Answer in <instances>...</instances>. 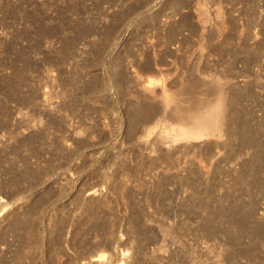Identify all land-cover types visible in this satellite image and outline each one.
I'll return each instance as SVG.
<instances>
[{"label":"rangeland","instance_id":"obj_1","mask_svg":"<svg viewBox=\"0 0 264 264\" xmlns=\"http://www.w3.org/2000/svg\"><path fill=\"white\" fill-rule=\"evenodd\" d=\"M0 198V264H264V0H0Z\"/></svg>","mask_w":264,"mask_h":264},{"label":"bare ground","instance_id":"obj_2","mask_svg":"<svg viewBox=\"0 0 264 264\" xmlns=\"http://www.w3.org/2000/svg\"><path fill=\"white\" fill-rule=\"evenodd\" d=\"M187 83V82H186ZM154 86V85H153ZM152 83H149L145 89L149 92H155ZM198 85L188 84L187 86L180 87L179 91H172L166 84H164L161 88L162 91V99L165 102L166 106H173L174 111L173 115L177 120L183 119L185 117H189L191 119H196L198 121L196 127L187 128L184 125H178L177 128H170V130H166L164 135L171 140V142H178L182 140H202L205 137H217L222 136L224 133L228 132L230 126L232 125V113L230 111V102L232 101V97H230L227 90H219L218 91V99L213 101H208V106L204 108V112L206 114V120L214 121L213 123H209L208 129L205 128L204 124L201 123L202 120L196 116V114H192L190 111H186L181 107V103L187 98L188 94H192L198 89ZM189 95V96H190ZM145 112V111H144ZM150 116V115H148ZM151 117V116H150ZM215 119H217L215 121ZM97 191H91L89 193L90 196H95ZM9 203L4 199L0 198V223L9 217L11 214L8 209ZM8 207V208H6ZM12 208V207H10ZM12 210V209H11ZM14 210V209H13ZM12 210V211H13ZM11 216V215H10ZM27 226V225H26ZM24 229V228H23ZM27 231V230H26ZM28 233V232H27ZM29 234V233H28ZM27 234V235H28ZM31 235V234H30ZM3 237H1L2 241ZM105 255L101 254L97 259L92 260L90 264H107ZM108 261V260H107ZM110 262V261H109ZM124 264V262H121ZM10 264V263H9ZM112 264V263H111Z\"/></svg>","mask_w":264,"mask_h":264}]
</instances>
